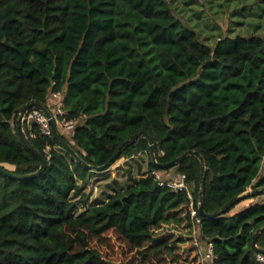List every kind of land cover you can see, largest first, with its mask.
<instances>
[{
  "label": "trees",
  "instance_id": "trees-1",
  "mask_svg": "<svg viewBox=\"0 0 264 264\" xmlns=\"http://www.w3.org/2000/svg\"><path fill=\"white\" fill-rule=\"evenodd\" d=\"M53 93L63 95L67 118L78 122L71 135L58 128L84 163L102 166L122 149L119 160L147 153L148 169L78 214L95 171L53 134L25 122L48 166L25 180L0 174V264H120L99 247L110 231L141 264H175L181 240L156 238L155 230L181 224L182 214L191 237L197 226L199 240L213 244L216 264H263L253 238L264 227V194L198 223L186 191L161 186L155 174L185 175L198 209L200 160L188 156L163 170L153 164L147 139L125 143L148 132L162 163L200 152L207 213L263 188L264 36L209 47L167 0H0V167L20 175L40 169L17 121L34 102L51 110ZM258 246L264 248V232ZM192 264H202L200 255Z\"/></svg>",
  "mask_w": 264,
  "mask_h": 264
},
{
  "label": "rangeland",
  "instance_id": "rangeland-1",
  "mask_svg": "<svg viewBox=\"0 0 264 264\" xmlns=\"http://www.w3.org/2000/svg\"><path fill=\"white\" fill-rule=\"evenodd\" d=\"M174 10L175 15L184 25L195 30L203 44L215 48L220 40L242 36H264V3L255 0H167ZM53 111V109H51ZM149 155L141 153L134 158H123L112 168L104 172H95L91 182L86 186L88 195L87 205L80 204L77 211L83 214L91 206L104 203L116 190L125 189L133 185L144 173L147 172ZM174 170L160 173L169 177ZM76 196L75 200H80ZM262 200V196L255 198ZM244 204V203H241ZM184 218L181 224H163L155 230L156 238L166 237L172 241L181 240L178 244L175 264H192V260L199 256V249L194 237H191V229L187 227L188 218ZM194 234V232H193ZM105 243L99 247L102 252L118 263L130 262L141 264L135 260L134 252L129 249L118 236L110 231L104 236ZM201 242V241H200ZM148 264V263H147ZM157 264V262H153Z\"/></svg>",
  "mask_w": 264,
  "mask_h": 264
},
{
  "label": "water",
  "instance_id": "water-1",
  "mask_svg": "<svg viewBox=\"0 0 264 264\" xmlns=\"http://www.w3.org/2000/svg\"><path fill=\"white\" fill-rule=\"evenodd\" d=\"M33 109L40 110L44 113V115L49 120V123L52 127L53 135L59 141V143L61 144V147L65 150L69 151L75 158L81 160L79 155L71 147V145L68 143V141L62 136L61 132L59 131L57 122H56L52 112L48 108V106H46L45 104L39 103V102H34L31 104H28L27 106H25L21 110L20 116H19L18 121H17V127L19 130L21 140L26 144V146H28L39 157L40 162H41V167L36 173L26 174V175L16 174L12 171H8V170H5L4 168L0 167V174H2L5 177H9L12 179H17V180H25V179L35 178V177L40 176L46 170V168L48 166V162H47L46 157L32 145L30 139L28 138V136L24 130L25 118H26L27 114L30 111H32ZM141 138L147 139L149 141L151 160H152L153 164L160 169H163V170L171 169V168L175 167L176 165H178L183 159L187 158L188 156H194L200 160V162L202 164L203 177H202V181H201L202 182V189H201L200 194H199L198 211H199L200 217L203 219L220 217V216L226 214L233 206L240 203L241 201H243L247 198L253 197V196H260V195L264 194V187L261 189H258V190H249L246 193L239 195V196H236L235 198L231 199L221 209H219L213 213H207L205 211V208H204L205 193H206L205 174L207 172V167H206L205 159L200 154V152L188 151L185 154H183L182 156H180L179 158H177L176 160H173V161L168 162V163H162V162H159L157 159L156 142H155L154 138L152 137V135H150L146 131H140V132L136 133L134 136H132L125 143V145H130L131 143H133V142H135ZM121 154H122V149H120L106 164H104L102 166H91V165L84 163L83 160H81V162L84 163L88 168H90L91 170H93L95 172H104V171L109 170L110 168H112L116 164V162L119 160ZM263 232H264V227L259 229L255 233L254 238H253V244H254L255 248L257 249L258 253H260V254H264V248H261L258 246V239Z\"/></svg>",
  "mask_w": 264,
  "mask_h": 264
},
{
  "label": "built area",
  "instance_id": "built-area-1",
  "mask_svg": "<svg viewBox=\"0 0 264 264\" xmlns=\"http://www.w3.org/2000/svg\"><path fill=\"white\" fill-rule=\"evenodd\" d=\"M50 107L53 109L50 110L57 122V125L63 130V132L71 135L78 122L76 120H70L67 118V111L65 110V104L63 101V95L61 93H53L51 96ZM50 109V108H49ZM25 122L27 124H37L40 126L41 131L45 135H52V127L49 123V120L46 118L44 113L40 110L33 109L30 111L26 118ZM156 177L161 186L167 185L168 187L174 190H185L189 199V212L192 219L196 220L198 223L200 222L199 211L196 208V203L194 201V197L192 194V190L190 185L186 182L185 175H181L180 178L174 180H167L160 173L156 172ZM252 190V189H250ZM193 237L199 249V255L201 257L202 264H216V254L214 252V246L212 243H202L200 242V233L199 228L196 226L194 228ZM257 259L264 264V254H258Z\"/></svg>",
  "mask_w": 264,
  "mask_h": 264
},
{
  "label": "crops",
  "instance_id": "crops-1",
  "mask_svg": "<svg viewBox=\"0 0 264 264\" xmlns=\"http://www.w3.org/2000/svg\"><path fill=\"white\" fill-rule=\"evenodd\" d=\"M255 201H256L255 198L247 199L244 202H242L244 204H241L238 206L237 210H241L242 208L249 206L250 204L254 203Z\"/></svg>",
  "mask_w": 264,
  "mask_h": 264
}]
</instances>
